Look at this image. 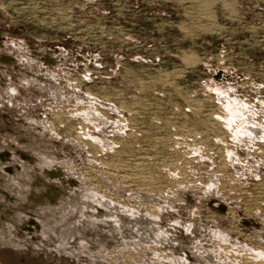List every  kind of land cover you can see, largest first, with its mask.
<instances>
[{
  "label": "rangeland",
  "instance_id": "rangeland-1",
  "mask_svg": "<svg viewBox=\"0 0 264 264\" xmlns=\"http://www.w3.org/2000/svg\"><path fill=\"white\" fill-rule=\"evenodd\" d=\"M0 264H264V0H0Z\"/></svg>",
  "mask_w": 264,
  "mask_h": 264
},
{
  "label": "bare ground",
  "instance_id": "bare-ground-1",
  "mask_svg": "<svg viewBox=\"0 0 264 264\" xmlns=\"http://www.w3.org/2000/svg\"><path fill=\"white\" fill-rule=\"evenodd\" d=\"M52 171H53V170H52ZM54 174H55V173H54ZM41 179H42V178H41ZM38 182H39V181H38ZM39 184H40V183H39ZM41 185H42V184H41ZM47 189H48V188H47ZM48 190H49V189H48ZM52 191H53V190H52ZM45 192H47V191H45ZM55 192H56V191H55ZM43 194H44V193H43ZM43 194H42V193L38 194V193L36 192V194L33 195L34 198H36V200H37L36 202L39 201V202L42 203V201L44 200V199H43ZM46 194H47V193H46ZM46 194H45V195H46ZM48 194H49V193H48ZM45 195H44V197H45ZM33 196H32V197H33ZM47 196H48V195H47ZM56 196H57V195H56ZM49 197H50V198H51V197H55V194L52 193V195H49ZM27 198H28V197H27ZM34 200H35V199H34ZM46 202H47V201H46ZM46 204H47V203H46ZM12 208H13V207H12Z\"/></svg>",
  "mask_w": 264,
  "mask_h": 264
}]
</instances>
